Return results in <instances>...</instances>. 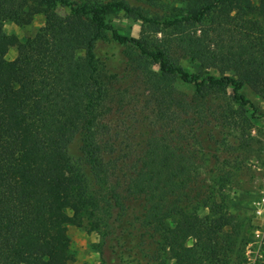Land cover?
Returning a JSON list of instances; mask_svg holds the SVG:
<instances>
[{"label":"trees","instance_id":"trees-1","mask_svg":"<svg viewBox=\"0 0 264 264\" xmlns=\"http://www.w3.org/2000/svg\"><path fill=\"white\" fill-rule=\"evenodd\" d=\"M131 2L0 0V264H70L68 228L88 223L101 264H242L245 219L224 211V197L206 216L193 200L199 167L226 183L233 175L219 147L250 104L245 82L264 96V0H179L165 20ZM113 9L142 21L141 34L120 33L106 20ZM39 14L33 37L4 29ZM186 58L220 75L192 72ZM118 109L143 131L113 119ZM240 129L235 148L251 151L255 138ZM131 200L141 202L138 233Z\"/></svg>","mask_w":264,"mask_h":264},{"label":"rangeland","instance_id":"rangeland-1","mask_svg":"<svg viewBox=\"0 0 264 264\" xmlns=\"http://www.w3.org/2000/svg\"><path fill=\"white\" fill-rule=\"evenodd\" d=\"M258 3L260 0H253ZM140 3L144 8L150 10L151 13L161 16L160 19H166L164 16L170 11V9L180 8L182 5L179 0H140ZM177 8V9H178ZM57 10L60 13H67L68 8L60 7L57 5ZM106 20L110 22L120 33L138 37L142 30V21L130 17L127 13L120 9L108 10L106 13ZM45 23V16L43 14L36 15L33 21L29 24L19 25L14 21H6L4 24V29L9 34H16L21 40H26L29 37H33L38 32L39 28ZM102 45L111 48V41L108 39L101 41ZM121 51V49H120ZM17 47H11L7 57L13 59L17 55ZM77 56L80 59H84L85 51L80 48L77 51ZM181 64L192 72H199L200 74H215L219 76L213 68H208L200 65L198 62L192 61L190 59H182ZM156 68V67H155ZM237 78L240 76L232 72ZM178 88L186 93L188 96L192 97L195 94V86L193 84H184L181 82L177 83ZM241 92L246 95L250 100L245 108V113L243 116L237 114V119L239 121L238 126H233L234 131L224 130L223 144L221 148L219 147V156L224 159L220 160L222 165L219 167H224L228 164L230 159L233 168L229 172H233V175L229 177V182L218 181L216 177L210 176L208 169L199 167V180L200 184H197L196 193L197 196L193 200L195 205L198 207V211L201 216H206L210 213V207L214 202L220 201L222 197L225 198L224 201V211L229 210L231 213L242 216L245 219L246 227L245 229L249 231V241L244 247L243 262L242 264H264V227H256L257 220L252 212L253 203L256 197L253 188V176L254 172L251 168V161L255 158L264 159V96L256 93L246 82L243 85ZM227 95L232 97L233 91L232 87L228 86ZM238 108V104L234 105ZM116 113L112 116L113 119L117 118H127L128 123L131 124L137 131H143L140 126L138 128L137 123L130 121L128 116V111L126 109L115 110ZM132 119V118H131ZM244 119L249 120V124L245 122ZM248 125L249 135L255 138L251 143L252 150H236V138L239 137L241 133L240 127L242 125ZM250 138V137H249ZM248 138V139H249ZM71 152L76 157L79 154V141L76 140L71 146ZM238 156L239 159L243 160V165L236 170L237 164H234V157ZM198 165H201L199 163ZM217 167V163H211V166ZM215 169V168H214ZM221 169V168H220ZM224 171V170H222ZM201 194H199L200 192ZM141 202L137 200L130 201V217L133 221V229L135 232H139L142 227L140 225V211ZM88 222V221H86ZM92 229V230H89ZM68 233L71 237V246L75 253V259L70 262V264H101L100 247L102 244V237L98 229L91 228L88 223L85 226L70 225L68 228ZM169 261V260H168ZM169 263H173L172 260Z\"/></svg>","mask_w":264,"mask_h":264},{"label":"built area","instance_id":"built-area-1","mask_svg":"<svg viewBox=\"0 0 264 264\" xmlns=\"http://www.w3.org/2000/svg\"><path fill=\"white\" fill-rule=\"evenodd\" d=\"M253 176V188L256 197L252 212L257 220L256 227H264V159L255 158L250 163Z\"/></svg>","mask_w":264,"mask_h":264}]
</instances>
